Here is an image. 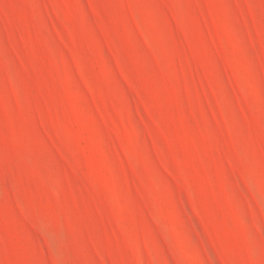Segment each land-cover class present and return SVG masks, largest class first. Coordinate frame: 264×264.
Segmentation results:
<instances>
[{
	"label": "rangeland",
	"instance_id": "374dc122",
	"mask_svg": "<svg viewBox=\"0 0 264 264\" xmlns=\"http://www.w3.org/2000/svg\"><path fill=\"white\" fill-rule=\"evenodd\" d=\"M0 264H264V0H0Z\"/></svg>",
	"mask_w": 264,
	"mask_h": 264
}]
</instances>
